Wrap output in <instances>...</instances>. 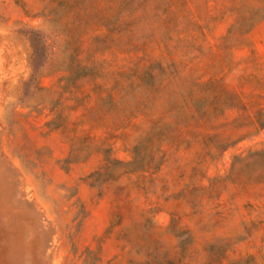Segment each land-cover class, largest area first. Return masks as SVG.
Segmentation results:
<instances>
[{"label":"rangeland","instance_id":"374dc122","mask_svg":"<svg viewBox=\"0 0 264 264\" xmlns=\"http://www.w3.org/2000/svg\"><path fill=\"white\" fill-rule=\"evenodd\" d=\"M0 264H264V0H0Z\"/></svg>","mask_w":264,"mask_h":264}]
</instances>
